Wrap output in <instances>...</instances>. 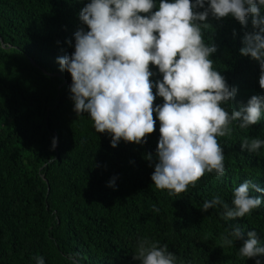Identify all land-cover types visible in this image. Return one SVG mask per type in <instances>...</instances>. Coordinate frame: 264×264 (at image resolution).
<instances>
[{"label": "trees", "instance_id": "1", "mask_svg": "<svg viewBox=\"0 0 264 264\" xmlns=\"http://www.w3.org/2000/svg\"><path fill=\"white\" fill-rule=\"evenodd\" d=\"M90 2L0 0V264H37V255L45 264H72L70 254L80 264H141L133 257L145 236L167 244L177 264H264V255H238L248 231L255 230L264 246V192L250 189L262 204L243 218L225 221L222 206L201 209L216 195L232 206L234 188L245 180L264 189V145L258 153L241 148L245 138L264 140V113L247 129L233 121L231 135L217 137L222 177L206 172L179 195L157 189L151 179L159 162L155 112L146 143L121 139L112 147L111 134L98 133L90 113L74 110L72 77L58 57L75 52L77 30H90L79 16ZM252 19L249 14L245 26L231 15L209 13L201 22L209 25L204 42L217 48L210 57L214 70L238 89L222 104L229 113L264 95L259 61L240 52L246 33L258 31ZM149 67L150 80L163 79L158 66ZM163 102L157 95L154 105ZM236 224L243 239L223 248L221 234Z\"/></svg>", "mask_w": 264, "mask_h": 264}, {"label": "clouds", "instance_id": "2", "mask_svg": "<svg viewBox=\"0 0 264 264\" xmlns=\"http://www.w3.org/2000/svg\"><path fill=\"white\" fill-rule=\"evenodd\" d=\"M154 7L155 0H91L79 13L90 30H77L75 52L58 57V62L61 70L71 74L74 110L90 113L95 130L111 134L112 147L121 139L146 143L147 135L155 131L153 114H157L159 162L151 179L157 189L179 195L189 185L195 187L206 172L222 177L226 171L224 149L217 137L230 136L233 121L247 129L264 113V95H253L231 113L222 107L234 99L238 89L214 70L210 57L217 48L204 42L202 30L209 25L201 22L211 13L216 19L231 15L246 26L252 14L258 31L246 33L240 52L259 61V85L264 89V0H210L207 8L205 0H159L158 10L152 11ZM150 64L158 66L162 80H150ZM157 95L163 98L162 105H154ZM262 145L264 140L245 138L241 148L258 153ZM113 184L114 180L110 186ZM250 189L264 192L245 180L234 188L232 206L216 195L201 209L206 212L222 206L225 221L243 218L262 204L260 197L250 195ZM152 210L160 211L156 205ZM243 235L238 224L230 225V230L221 234L220 246L230 247ZM247 236L238 255H264L258 233L251 230ZM133 258L141 264H177L167 244L161 246L147 236L137 241ZM35 259L37 264H45L43 256ZM68 259L80 264L71 254Z\"/></svg>", "mask_w": 264, "mask_h": 264}]
</instances>
